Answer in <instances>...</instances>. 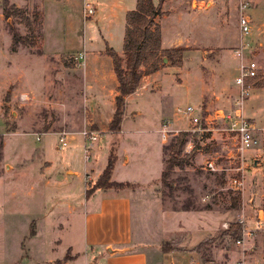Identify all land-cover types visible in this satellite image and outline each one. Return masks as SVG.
Wrapping results in <instances>:
<instances>
[{
    "label": "rangeland",
    "instance_id": "1",
    "mask_svg": "<svg viewBox=\"0 0 264 264\" xmlns=\"http://www.w3.org/2000/svg\"><path fill=\"white\" fill-rule=\"evenodd\" d=\"M44 1L0 0V137L4 141L0 158L3 171L0 173V262L14 260L21 251L22 259L26 253L33 258L53 256L62 251L65 242L78 250L86 248L82 236L85 226L91 219L104 217L103 193L84 194L85 183L96 178V171L92 166L83 171L92 161L91 153L97 154V164H103L107 152L103 138L91 124L90 112L98 128L103 129L112 113L113 101L102 93L100 107L91 110L86 107L88 102L84 101L80 87L84 55L64 50L85 46L80 38L77 44L76 36H59L64 30L59 27L64 20L55 19L63 17L60 4L40 5ZM89 2L83 1V7L86 4L93 7ZM240 2L246 3L244 12L251 23L250 33L246 35H240L237 27ZM17 3L28 15V24L2 14L3 8ZM196 6L199 8L191 9ZM257 6L260 7L252 11L251 0H164L161 4L164 12L159 15L164 36L176 38L173 36L176 34L189 45L182 51L179 63H170L165 58L160 63L158 71L163 73L160 88L144 91L147 95L141 94L137 102L127 100L121 128L140 137L143 143L146 136L155 144L153 139H163L155 129L160 121L168 120L169 127L176 131L168 133L163 145L177 131L189 126L180 110L184 105H199L201 111L211 112L218 108L232 109L235 101L241 102L243 113L256 125H263L264 88L257 91L260 93L257 98L251 97L261 86L246 78L247 93L241 98L234 82L241 61L253 60L257 78L264 77V0H259ZM12 29L28 35L31 43L10 49ZM75 30L79 34L80 26ZM92 40V48H104L98 36ZM121 42L113 41L109 45L116 52L120 50V55ZM94 57L87 53L89 69L94 68L93 61L97 67ZM98 59L103 71H112L107 54L102 53ZM161 102L165 112L157 114ZM249 102L252 107L247 109ZM130 109L135 111L131 113ZM83 129H94L98 138L93 142L100 146L99 152L92 146L86 159L79 133ZM106 129L112 139H117L116 132ZM60 131L67 133L68 141L57 147ZM187 133L185 142L191 143L190 156L187 163L170 171V188L161 182L160 174L150 182L142 181L146 175L144 167H148L144 160L149 158L154 165L161 158L163 167L166 156L162 146L161 156L148 150L138 167L125 172L136 179L128 188L132 197L130 212L113 218L110 223L101 221L103 228L94 238L101 240L107 236L102 233L106 227L117 231L115 228L121 226L126 236L112 238L115 246L138 248L140 244L146 253L150 250L161 253L160 244L167 241L173 248L166 251L165 264H230L242 252L249 259H263L264 221L261 229L253 228V235L243 244L235 243L234 238L222 231L230 221L240 217L245 225L252 227L258 209L264 214V153L258 154L262 159L256 165L250 160L255 156L251 150L256 147L245 151L251 154L246 158L248 167L244 166L242 172L244 186L240 190L232 189L228 179L234 176L238 164L232 138L218 133L205 138ZM227 149L233 152L232 156H226ZM206 157L223 168H203ZM5 165H11L12 170L6 171ZM33 227L37 234L30 237ZM58 237L60 242L56 241ZM200 240L205 242L199 251L188 250ZM82 255L78 254L77 262L81 263Z\"/></svg>",
    "mask_w": 264,
    "mask_h": 264
},
{
    "label": "crops",
    "instance_id": "2",
    "mask_svg": "<svg viewBox=\"0 0 264 264\" xmlns=\"http://www.w3.org/2000/svg\"><path fill=\"white\" fill-rule=\"evenodd\" d=\"M40 1V0H38ZM83 1L86 0H45L44 2H40V5L43 4H60L59 9H61L62 16H57L55 19L64 20V23H59V27L64 29L61 31L60 35L64 38V35H67L69 38L70 36L77 37V44L79 43V38L81 39V44L84 45L81 48L70 46L67 48H64V50H68L69 52H81L84 55V62H82V69L80 71L81 74V93L84 101L88 102L89 110L92 109V107L98 108L100 107V101L101 94L105 93L104 96L107 97L108 100L113 101V95L115 94V87H116V78L114 75L113 70L109 71H103L100 67V59L99 55H101L104 52V48L106 46H109L113 41L117 44L120 40L122 41V35L124 30V14L127 9H130L134 6L135 0H89L92 4L93 11L90 14H84L83 13ZM253 2L252 11L254 8H259L260 6H257L259 3V0H251ZM153 2H156L153 0ZM16 6H20L19 3L16 4ZM199 8L198 6L193 7ZM260 9H258V12ZM257 12V11H256ZM93 14V15H92ZM92 15V16H91ZM160 27L159 23V16H156L154 18ZM80 26V33L78 34L77 30H75L76 27ZM85 33V35H84ZM98 36L105 45L104 48H92V37ZM176 38H173L171 35L169 37H165L162 29L160 28V46L161 47H170L175 46L177 44L187 46V42H184V40L178 39L177 35H173ZM71 43L74 42V40L70 41ZM69 42V43H70ZM64 43V42H61ZM122 43V42H121ZM88 45V47H87ZM122 47V45H121ZM122 49V48H121ZM117 51V53H119ZM88 54L93 55L94 60L97 63V67L95 66V62L93 61L94 68L89 69L87 67L86 63V56ZM106 54V53H105ZM120 54V53H119ZM98 57V58H97ZM112 68V66H111ZM161 71L155 70L153 72H150L148 74L142 75L138 86L130 93L126 94L124 97V105L129 99L132 102H137V100L141 97V94H144L150 91L153 87L160 88V77L162 78ZM84 79V84H83ZM107 83V85H105ZM152 85V86H151ZM264 86H261V88H258L253 92L251 97L257 98L258 95H260L258 90L263 89ZM106 89V92H105ZM140 91L141 93H139ZM145 91V92H144ZM100 93V94H99ZM145 95H147L145 93ZM250 107H247V109H250L252 107V104L249 102ZM123 105V107H124ZM160 108L158 107V110H156V113H164V104L160 103ZM163 106V108H162ZM113 107H114V101H113ZM167 109V108H166ZM113 111V110H112ZM131 113H133L135 110L130 109ZM164 111V112H163ZM112 114V113H111ZM90 119L91 124L94 126L93 128L99 132L98 136H101L103 138V147L106 149L108 148L109 142L112 139L110 132L106 129L108 128V121L111 117V115L108 118L107 125L103 129H99L95 121L92 119V113L90 112ZM122 118V117H121ZM157 125L158 122L156 121ZM158 128L155 129L157 132ZM126 129L121 128V120L118 125L116 132V138H117V147H116V161L113 165V168L110 173V179L118 180V181H129L134 182L136 179L134 176L129 175L125 173L128 169L132 167H138V165L141 163V161L144 158V155H148V150H153V154L158 153L159 156H161V146L163 143V139L155 138L153 139L155 141V144L146 138V136L143 137L144 143L141 142V138L135 137L134 135H131L127 132H125ZM102 133V134H101ZM115 135V133H114ZM159 135V134H158ZM261 139L259 144L251 150L252 153L255 154V156L250 159L253 161V164H258L259 160L262 159L259 157L261 153H264V134H261ZM98 138V137H97ZM262 140V142H261ZM2 140V145H3ZM93 143V144H92ZM90 149H95V152H99L100 146L97 145V142H92ZM143 143V144H142ZM3 148V146H2ZM192 151V150H191ZM250 151L245 152L244 158L246 159L250 154ZM91 153V152H90ZM92 156V161L86 165L84 168L83 173L86 171L88 166H92L94 168L95 175H97L104 165L105 159L103 164L96 163L95 156L97 154H90ZM143 155V156H142ZM2 157V151L0 158ZM106 157V153H105ZM150 157V156H149ZM207 158V157H206ZM205 158V159H206ZM3 159V158H2ZM248 159V158H247ZM246 159V161H248ZM149 158H146L144 160V164L148 165V167H144V173L146 175L144 180L142 181H151V178L157 179L158 175L161 172L162 169V163L161 158L156 161V163L153 165L152 162L149 161ZM91 164V165H90ZM151 164V165H150ZM8 165V164H6ZM5 165V170L9 171V169L12 168L11 165L8 167ZM26 167V166H22ZM203 167V166H202ZM248 167V162L246 165V168ZM12 170V169H11ZM10 170V171H11ZM68 170V169H66ZM70 171V170H69ZM3 172L0 170V173ZM72 173V171H70ZM74 172V171H73ZM77 173V172H76ZM153 173V175H152ZM130 177V180L128 178ZM244 186V185H243ZM130 187L127 188H120V189H110V188H97L94 190L101 191L103 193L102 200V210L103 212L101 214L104 215L102 219H97V217L90 221L85 226V229L82 233L84 244L87 245L86 248H83L81 250H78L73 244L70 242L64 243V248L62 251H60L58 254L53 256H43L41 258H33L32 256L26 255L22 259V251L20 254L12 261H1L0 264H165V257L167 252H153L149 251L148 253L145 252V250H142L140 244L138 248H130L128 245L123 246H115L112 244V238L118 239L119 237H125L126 232L121 228V226L118 228H115L117 231H113L111 229H108L106 227L102 233H106L107 236L103 237L101 240H96L94 238V235L98 230L103 228V225H101V221L106 220V222L110 223L112 222L113 218H118V216L122 217V215H126L130 212V201H132V197H130L131 191L128 190ZM93 192V193H94ZM105 192V194H104ZM92 193V194H93ZM10 199H14V196H10ZM80 215H83L82 212ZM95 216V215H94ZM98 221V223L96 222ZM121 222V219H120ZM37 234L36 229H32V232L29 233V236H34ZM123 239V238H122ZM56 241H61V238L58 237ZM143 248L146 249V245ZM69 250V253L67 254V258L64 259V254H66V251ZM81 252L82 260L81 263L77 262L78 260V254ZM152 253V254H151ZM21 257V258H20ZM149 257V258H148ZM20 258V259H19Z\"/></svg>",
    "mask_w": 264,
    "mask_h": 264
},
{
    "label": "trees",
    "instance_id": "3",
    "mask_svg": "<svg viewBox=\"0 0 264 264\" xmlns=\"http://www.w3.org/2000/svg\"><path fill=\"white\" fill-rule=\"evenodd\" d=\"M164 0H135L134 6L127 9L124 14V30L122 35V55L117 53L110 46L104 48V52L111 59V66L116 78L115 94L113 95L114 107L111 117L108 121V129L115 132L120 123L124 97L132 92L139 84L142 75L148 74L158 69L164 58L170 63H179L182 58V51L186 46L175 45L171 47L160 46V27L154 19L161 15L164 10L161 4ZM5 17H17L19 21L28 24V15L21 7L13 6L2 9ZM28 35L20 34L12 29L10 49L14 50L17 44L28 45ZM258 86H264V77L257 78V75L251 78ZM94 127V126H93ZM186 131L179 130L175 133L168 143L162 145L166 151L163 160V167L160 172V180L170 188L168 175L174 166H181L188 162L190 151H183V144L186 140ZM117 139H111L107 148L105 162L96 178L93 181L85 183V196L91 194L97 188L120 189L132 187V182L118 181L110 179V173L116 161ZM2 148V138L0 137V155ZM232 201L235 199L232 197ZM222 233L230 238L239 236V224L236 221H230ZM205 240H200L191 246L188 250L199 251ZM167 241L161 242L160 250L162 252L172 249ZM67 258V251L64 259Z\"/></svg>",
    "mask_w": 264,
    "mask_h": 264
},
{
    "label": "built area",
    "instance_id": "4",
    "mask_svg": "<svg viewBox=\"0 0 264 264\" xmlns=\"http://www.w3.org/2000/svg\"><path fill=\"white\" fill-rule=\"evenodd\" d=\"M246 7L245 2H240L238 5L237 15V27L240 35H246L250 33L251 23L248 15L244 12ZM93 8L87 4L83 7V13H92ZM78 63H76L77 65ZM257 66L253 60L246 62H240L239 70L237 75L234 76V82L239 87V93L242 98L247 93V86L244 85L246 78H252L256 75ZM185 115L189 126L185 128L190 135H197L200 137L214 136V133L223 134L225 137L232 138L236 156L238 157V164L234 167V176L229 177V187L232 189L240 190L244 185V166L247 165V161L244 158L245 151L248 148L256 147L259 143V135L264 134V124L256 125L252 119L247 117L242 111V105L240 101H235V106L232 109L223 110L216 109L213 111H201L199 105L186 104L180 109ZM158 133L161 138H166L169 132L176 131L174 128L169 127L168 120H162L159 123ZM80 135L83 139V157L88 158V152L91 147V143L96 139L97 134L94 129H83L80 130ZM67 133L60 131L57 134V147L66 145ZM217 136V135H215ZM73 136L70 135V138ZM36 138H38L36 136ZM191 149V143L189 140L184 143L183 151H189ZM233 152L227 149V157L232 156ZM206 167L210 170H221L222 165L214 163L212 158H206L203 163V168ZM225 168V167H224ZM257 217L254 219V225L248 227L243 223V218L240 217L236 222L239 224V236L234 238V242L237 244H243L253 235L254 229H261L264 221V214L261 209L257 211ZM254 228V229H253ZM242 248H246L242 246ZM230 264H264L263 259H249L245 257L242 252L237 259L232 261Z\"/></svg>",
    "mask_w": 264,
    "mask_h": 264
},
{
    "label": "water",
    "instance_id": "5",
    "mask_svg": "<svg viewBox=\"0 0 264 264\" xmlns=\"http://www.w3.org/2000/svg\"><path fill=\"white\" fill-rule=\"evenodd\" d=\"M63 264H67V263H63Z\"/></svg>",
    "mask_w": 264,
    "mask_h": 264
}]
</instances>
